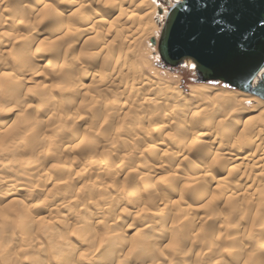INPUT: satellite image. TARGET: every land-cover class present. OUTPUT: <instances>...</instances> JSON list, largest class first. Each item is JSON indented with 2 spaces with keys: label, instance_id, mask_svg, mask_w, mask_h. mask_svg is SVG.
I'll use <instances>...</instances> for the list:
<instances>
[{
  "label": "rangeland",
  "instance_id": "obj_1",
  "mask_svg": "<svg viewBox=\"0 0 264 264\" xmlns=\"http://www.w3.org/2000/svg\"><path fill=\"white\" fill-rule=\"evenodd\" d=\"M70 1H63L66 6L63 3L58 2L59 5L57 4L58 6L56 5V8L53 7L52 13H54V16H52L53 14L47 15L48 10L44 11L39 0H0V26L3 25L0 27V113L3 116L0 117V264H68L69 262V264H87L86 259H81L80 253H82L85 249V252H89V255L91 256L94 252L92 247H95V244H99L104 240L102 237H104L106 232H108L110 226L115 228L117 225L126 230V233L128 232L127 235L124 233V239L122 238L123 243L125 242V248L123 250H115L116 252L114 251L111 255H108L112 262L109 258H107V262L109 263H107V259H105L104 263L102 261L100 264H119L120 261L124 263V259V264H127V262L129 264H264V260H261L258 255H251L252 252H250L253 249L252 247L264 248V239H260V234L258 233L260 232V229L263 227V225H261V223L255 218L256 211L254 208L251 212H247V216L244 211V207L246 206L245 204H248L251 201H254L255 204L259 198L250 197L251 195L246 193V195H240L241 197L243 196V198L240 196L235 198H225V195L228 194L230 189H234L233 187H236L237 190H246L248 185H250V181L241 178L238 174L235 175L236 177H234V174H231L228 176L227 180H225L216 190H213L207 185V181L193 179L195 173L199 171L201 172L202 169L204 170L206 165L205 171H215L214 174H216L219 169L221 170L223 168L224 165H222V168H220L221 165H218L219 163L215 162L216 164H214V162H209L207 159L208 151L216 150L218 141H224L226 138H221L219 135L214 136L218 129L215 131L213 139L209 140V138L206 139L204 136L200 135L201 132L204 131L206 124L210 123L208 119L211 118V116H206V114H204L205 112L203 111L205 110H203V108L205 105H207L208 107L205 108L207 111V109L209 110L213 106L211 104H207V102H205V104V100L201 101L204 103V106H202L203 103L199 101V97L197 98L198 100L196 98L189 99L190 97L188 92H190V87L194 84H204L212 86V89L215 90V92L219 91L218 93H221V90L227 91L235 89L226 87L221 83L195 82L194 75L192 74L189 66H180L173 70L162 66L159 60L157 46H153L149 40L151 37H155L156 39L158 38L160 31L159 22L163 21L164 19L163 14H158V7L160 6L161 9L165 10V12L167 10V5L161 3L160 0H147L142 4H138L135 6V8L127 7L129 11H132L131 14L135 13L134 15L137 16L145 14L144 12H149L150 14L147 13L148 15L142 18L145 20L137 19L138 22L135 20V22L132 23V20L124 21V19L121 17L120 19L122 20L118 19V29L116 28L113 32L106 34V27H102L97 30L96 35L95 32L87 35L81 32L78 33V31L75 32L73 27L67 29L65 27L58 28L57 23L59 18L65 14H69L68 16L70 17L78 14L76 15L77 17H71V20L75 18L72 22H75L74 24L77 26L80 24L79 19L81 21L84 19V17L86 18L87 16L91 18L93 15L92 18L97 20V18L100 19L103 17V15L106 17L105 13L107 14L108 12L109 13L107 16H109L107 18L111 20V18L117 15V9L111 5H109L110 7H107L106 5L108 4H104L105 0H101L103 2H101L100 5L97 4V7L95 6L93 9H87L85 7V9L80 10V12L83 14L80 12L75 13L77 11L74 10V6L71 7L72 2L70 3ZM172 1L173 0H169L168 4H170ZM3 4L5 7L7 6L6 8H8V10ZM20 6H22V8H20ZM64 6L65 8L68 6V8H66L67 10L64 8ZM98 6L100 8H98ZM19 11H23V14H21ZM56 13L58 14L56 15ZM78 17L79 19H77ZM46 18L48 19L46 20ZM147 18L149 20H146ZM145 21H147L149 24H146ZM140 22H144L141 23V27L138 24ZM123 24L125 26H123ZM147 25L148 27H146ZM119 26L121 29H119ZM137 27L139 28L137 29ZM142 27H146V29ZM121 30L123 31V34H120V32L122 33ZM139 30V33H135ZM129 31L135 32L131 33ZM74 32L77 34L75 35ZM16 34H23L24 36L23 38H16ZM57 35L60 37L59 41L57 39L59 38ZM60 35H62V37ZM102 35H104V37ZM44 37L51 39H45ZM53 37L56 38L54 39ZM15 38L16 40H19L16 41ZM96 39L98 40L96 41ZM123 39L126 43H122L123 45H120V40ZM83 40H86V46H80V43ZM106 42L108 45H105ZM110 42L111 44L113 43V46L110 45ZM109 46L111 47L109 48ZM84 47H87L85 48L87 50H85ZM95 50H98L96 51V55H94ZM12 52H14V54ZM91 52L93 56H91ZM9 53L10 56H8ZM11 53L13 55H11ZM104 54H107V56H104ZM117 56L124 57L123 61L121 60L122 62H120V64L124 62L123 64L120 65L117 62ZM26 57L27 61L24 63L22 58ZM20 59L22 64L19 62ZM32 61L35 62V64ZM115 62L118 64L116 65ZM36 63L39 65H36ZM118 65L120 66L118 67ZM129 65L130 67H128ZM134 66H136V68H134ZM121 68L123 70H121ZM133 71L136 73V75L135 73H132ZM120 72L123 73L121 74ZM17 73H20L19 78L21 77V80L15 79L18 78V75H16ZM97 73L98 75L96 76ZM112 73L118 77L113 76ZM126 73L129 75L127 74L126 76ZM98 77H100V79ZM134 77L136 78L134 79ZM145 77L146 79H144ZM131 78H133L134 81L138 83V86L140 84V87L136 85L140 91L138 89L136 90H138L140 94L142 92L143 96L137 92V94H139L138 96L140 97L138 98L133 94L135 99L133 98L132 92H130L129 89L131 90L135 82ZM120 80L122 82L118 85V81ZM140 81L145 82L140 83ZM110 82L112 83L110 84ZM11 83L12 85L16 83L21 84L18 85L19 87L14 85V87H16L14 89V87L10 85ZM98 84H100V86ZM125 85H127V87ZM98 86L99 91H97L98 89H94L95 87L98 88ZM105 88H108L106 89L108 92L105 90ZM145 96H148L152 99L147 101L144 99ZM201 97L203 98V96H200V100H202ZM238 98L240 99L243 97L238 96ZM141 99H143L145 103ZM133 100L135 101L133 102ZM139 101L141 105L136 104L139 103ZM198 101L201 104V107H199L200 104H198ZM163 102H165L164 105L166 107H164ZM17 103H19L20 106H18L19 104ZM252 103V101H244L243 105L249 109V107L252 106ZM14 105H16L17 108H15ZM251 108L249 109L251 110V113H246L243 118L258 112V110L253 112ZM193 110H195L194 112L196 113H194ZM198 110L203 111L198 114ZM227 111L228 109L224 111L226 114L225 118L230 120L232 118L237 119V112H231V109L228 112ZM227 115L230 116V118H228ZM194 116L196 117L193 119ZM218 116V113H216L212 120L215 121ZM44 118L46 121H43ZM157 124H162L165 127L162 125L158 126ZM180 124H184V129L187 128L185 129L186 131L182 127V130L179 128L181 126ZM185 124L187 126H185ZM158 128L160 131L157 130ZM198 132L199 134H197ZM183 135L185 137L187 135L189 136L185 138ZM167 136L169 137V140L167 139ZM170 138L171 140L174 138L173 141H171ZM194 139L195 141L197 140L196 142L198 143L197 145H199L200 149L204 148V150L198 149L199 147L195 145L196 142L193 141ZM179 140H181V142H179ZM203 140L204 142H202ZM191 141H193L194 144ZM157 142L165 143L166 146H168L165 148L166 151L160 148ZM5 144L8 146V148ZM97 144H99V146ZM74 145H76V147ZM178 145L179 147H177ZM182 145H186V147H183ZM188 145H191V147ZM155 146L156 150L153 148ZM234 147L242 148L240 149L241 151H238V149H233L235 154L248 150L240 143L235 144ZM170 149L173 151L175 150V154L173 151H170ZM5 150L7 152L9 151V155L7 152H5ZM1 151H4L3 153L7 155L4 156ZM94 151L95 153H98L95 154V156ZM185 151L188 152V155H186L187 152L185 153ZM36 155L41 156V160L40 157ZM200 155L204 156L202 159L205 158V160H200ZM197 158H199L198 160L200 161H197ZM140 159L142 160L140 161ZM202 161L205 162L203 163ZM206 161H208V164ZM118 162L120 164H118ZM195 162L198 165H196ZM157 164L161 166L163 165V168L161 167V169L155 170L153 165ZM202 164H205V166ZM196 166L200 167L198 168ZM186 168L188 169V172L186 171L185 174L183 171L187 170ZM147 173L152 175V179L151 177L149 180L147 179ZM173 173L175 175H180L181 180L169 179ZM256 173L257 172H255V174ZM187 174H189L191 177ZM218 174L221 175L220 172L216 175ZM263 178H260V189L263 191L264 197ZM201 181L203 182L201 183ZM246 184L247 186H243ZM162 186H168L172 189L170 194L164 196L162 195L164 198H161V194L159 193V190ZM180 188H182L181 191ZM147 189H149V191ZM130 193L131 196L134 197L133 200L131 199L133 201L132 204L130 200V198H132ZM205 193H207V195ZM153 194L155 195L153 196ZM202 194H204L203 198L198 200ZM4 195L5 199L3 197ZM6 195L8 199L6 198ZM145 195L148 197L146 201L149 207L148 205H145ZM155 196H158L159 199ZM87 199H91L90 201L93 202L92 207H96L93 208L94 210L90 211L89 209V211L84 212V201H88ZM138 199L141 200L139 201ZM168 200L170 205L167 202ZM222 200L225 202V205H230L229 209L227 206H224V202ZM247 200H249L248 203ZM152 201H155V203ZM163 201L165 203H163ZM228 201H232L234 204ZM136 202L137 205H135ZM154 204H157L155 210L159 209L161 212H158L157 210L155 211L154 208L151 209ZM167 204L170 206V208ZM175 204L177 206H174ZM188 204L193 205L194 207L192 206V209H187L186 207ZM242 204L245 206L243 207ZM165 207L167 209H164ZM168 209H170V211ZM238 209H241V211L239 210V212ZM99 210L103 212L107 211L110 213V215L108 214V217L112 218L108 219V217H106L107 219H105L101 216V220L100 217L98 218L100 214H96L97 211L99 212ZM147 210L149 213L150 210H153V212L149 214ZM164 210H168V212H166L167 214L165 212V214L162 213ZM227 210L229 211V214ZM120 212L125 215H121ZM157 213L160 219L155 217L157 216ZM86 214H89V217L86 216ZM151 214H154V217L151 216ZM117 215H120V217ZM160 215H163V220L161 219ZM77 216L78 218L81 216V219H78ZM85 216L88 217L87 221L84 220ZM204 216L206 218H204ZM121 217H124V219H121ZM126 217L128 219H125ZM153 218L156 222L153 221ZM97 220L100 222L102 221V223H99ZM124 220L126 221L123 222ZM251 221H254L253 224ZM80 222H85L87 228L84 223L81 224ZM113 222L115 225H117L115 226ZM173 222H176L178 226L176 227ZM87 223L90 225L88 226ZM147 224L152 225L150 230L144 227ZM97 225H101L100 227L102 228ZM170 225H172V227H170ZM83 227L88 230H85ZM240 227H243L245 230L250 229L254 234L247 236L245 232H242ZM254 227L257 228L255 231ZM103 229H106L107 231L104 232ZM256 230L258 232H256ZM138 231L140 232L141 236L138 234ZM58 233L60 235H58ZM73 233L79 234L80 237L77 236L76 238V235L74 236ZM86 233H88L89 236H87L88 234ZM131 233L133 234L131 235ZM82 234H86L87 239L89 237L88 242L92 244L85 242L87 239L83 241L84 236ZM244 234L246 235L244 236ZM234 235H237L236 240L232 242L231 240L235 239ZM238 235L242 239H239ZM73 236L75 237V240L72 239L74 238ZM142 236L144 237V240H142V238L139 239ZM232 237L234 239H232ZM65 239L66 241H64ZM69 239L70 241H68ZM152 239L154 242H152ZM73 240L75 243H73ZM95 240L98 242L95 243ZM139 240H142L143 242ZM167 241H169L168 245ZM145 242L148 246L147 248H145ZM238 243L240 246H238ZM67 244L71 250V253H68L67 256H65V252L63 254V250L68 248L66 246ZM51 245H56V248L52 247ZM89 246L93 250L89 248ZM249 246L251 247L248 248ZM61 247L63 248L61 249ZM52 248L56 250H52ZM233 248L235 249L234 252L231 251ZM27 249L28 251H26ZM90 249L92 252L88 251ZM59 250L62 251V255ZM129 250L134 252L132 253V251ZM127 253L128 256L126 255ZM55 256L57 257V260L54 258ZM121 256H124V258L122 259ZM65 257H70L71 260L70 258H67V260ZM136 257L138 260H135L137 259ZM1 258L3 261H1ZM75 260H77V263Z\"/></svg>",
  "mask_w": 264,
  "mask_h": 264
},
{
  "label": "bare ground",
  "instance_id": "obj_2",
  "mask_svg": "<svg viewBox=\"0 0 264 264\" xmlns=\"http://www.w3.org/2000/svg\"><path fill=\"white\" fill-rule=\"evenodd\" d=\"M13 1V0H12ZM40 1V5L42 4V7H43V9H44V11H47L48 10V12H47V15H51V14H53L52 16H54V13H52V10H53V7H55L57 4H58V2H61V3H63V1L64 0H39ZM70 1V0H69ZM145 1H147V0H105L104 2V4H108V5H106L107 7H110L109 5H111L112 7H114V8H116L117 9V15L115 16V17H113V18H111V20H109V18H107L108 16H107V14L109 13H105V15H106V17H104V15H103V17H101L100 19H98L97 18V20L96 19H94V18H92V16H91V18L90 17H87L86 16V18L84 17V16H82V17H84V19H82L81 21H80V19H79V17L81 16H79L77 19H79V22H80V24H78V26L77 25H75L74 23L75 22H72L73 20H71L72 18L71 17H75L76 15H78V14H76V15H74V16H68V15H62V17L61 18H59V21H58V19H57V21H58V23H57V26H58V28H63V27H65L66 29L67 28H70V27H73V29L75 30V32L76 31H78V33H84V34H91V33H94L95 32V35L97 34L96 32H97V30L99 29V28H102V27H106V34H108V33H110V32H113L114 31V29H116L117 28V26L119 25L118 24V19L119 20H122V19H124V21H128V20H132V23L133 22H135V20H136V22H138L137 21V19L138 20H141L143 17H146L148 14L147 13H149V12H144L145 14H142V15H134V14H131L132 13V11H129L128 10V8L127 7H133V8H135V6H137L138 4H142L143 2H145ZM169 1V0H168ZM3 2V1H2ZM72 2V5H71V7L72 6H74V10L75 11H77V12H75V13H79L80 12V10H82V9H85V7L87 8V9H93L97 4L98 5H100V3L101 2H103V1H101V0H71L70 1V3ZM173 2V1H172ZM172 2L170 3V4H168V5H172ZM6 3V2H5ZM11 3H13V2H11ZM65 3H66V1H65ZM65 3H63L64 5H65ZM68 3V2H67ZM146 3H148V2H146ZM8 4V3H7ZM18 4V3H17ZM63 4H60V5H63ZM116 4V5H115ZM4 5V4H3ZM2 5V6H3ZM59 5V4H58ZM57 5V6H58ZM15 6V5H14ZM31 6V5H30ZM66 6V5H65ZM65 6H64V8H65ZM116 6H118V7H116ZM4 7H5V5H4ZM7 7V6H6ZM5 7V8H6ZM10 7V6H9ZM12 7V6H11ZM97 7V6H96ZM103 7V6H102ZM142 7H143V5H142ZM4 8V9H5ZM13 8H15V7H13ZM20 8H22V6H20ZM56 8V7H55ZM58 8V7H57ZM66 8H68V6L66 7ZM65 8V9H66ZM98 8H100L99 6H98ZM127 8V9H126ZM163 8V7H162ZM7 10H8V8H6ZM10 9V8H9ZM23 9H24V7H23ZM40 9V8H39ZM43 9H41V10H43ZM71 9V8H70ZM72 9V10H73ZM143 9V8H142ZM167 9V8H166ZM55 10H57V9H55ZM67 10V9H66ZM102 10V9H101ZM163 10V9H162ZM10 11H12V10H10ZM65 11V10H64ZM69 11V10H68ZM93 11V10H92ZM104 11V10H103ZM116 11V10H115ZM149 11V10H148ZM3 12V11H2ZM19 12H21V14H23L22 12L23 11H19ZM43 12V11H42ZM61 12V11H60ZM74 12V11H73ZM83 12H85V11H83ZM99 12H100V10H99ZM102 12V11H101ZM107 12V11H106ZM114 12V11H113ZM45 13V12H44ZM62 13V12H61ZM67 13V12H66ZM80 13H82V12H80ZM93 13V12H92ZM91 13V14H92ZM104 13V12H103ZM58 13H56V15H57ZM83 14V13H82ZM90 14V13H89ZM95 14V13H94ZM140 14V13H139ZM150 14V13H149ZM161 14H165V10H163L162 11V13ZM41 15V14H40ZM45 15V14H44ZM87 15V14H86ZM89 16V15H88ZM1 17V16H0ZM46 17V16H45ZM47 17H49V16H47ZM77 17V16H76ZM122 17V19H120ZM3 18V17H2ZM50 18V17H49ZM149 18V17H148ZM146 19V20H149V19ZM1 19V18H0ZM48 18H46V20H47ZM26 20V19H25ZM142 20H145V19H142ZM78 21V20H77ZM7 22V21H6ZM40 22V21H39ZM52 22V21H51ZM50 22V23H51ZM79 22H77V23H79ZM121 22V21H120ZM146 22V24H149L147 21H145ZM53 23V22H52ZM141 23H144V22H140V23H138L139 24V26L141 27ZM162 23H163V21H161V22H159V26L161 27V25H162ZM55 24V23H54ZM125 24V23H124ZM123 24V26H125ZM137 24V23H136ZM137 24V25H138ZM53 25V24H52ZM3 26V25H2ZM2 26H0V27H2ZM76 26V27H75ZM120 26H122V25H120ZM119 26V27H120ZM146 27H148V25L146 26ZM146 27L144 28V27H142V28H144V29H146ZM124 28V27H123ZM126 28V27H125ZM139 27H137V29H138ZM142 28H140V29H142ZM55 29H57V28H55ZM118 29V28H117ZM119 29H121V27L119 28ZM132 29H133V27H132ZM136 29V30H137ZM60 30V29H59ZM58 30V31H59ZM61 30H63V29H61ZM102 30H104V29H102ZM124 30V29H123ZM127 30V29H126ZM67 31V30H66ZM100 31V30H99ZM117 31V30H116ZM120 31V30H119ZM122 31V30H121ZM144 31V30H143ZM52 32H53V30H52ZM68 32V31H67ZM70 32V31H69ZM74 32V33H75ZM129 32H131V31H129ZM128 32V33H129ZM135 31H132L131 33H134ZM140 32V30L139 31H137V32H135V33H139ZM20 33V32H19ZM60 33V32H59ZM58 33V34H59ZM64 33H66V32H64ZM71 33V32H70ZM6 34H8V33H6ZM54 34V33H53ZM63 34V33H62ZM67 34V33H66ZM77 33H75V35H76ZM83 34V35H84ZM105 34V35H106ZM120 34H123V31H122V33L120 32ZM127 34V33H126ZM3 35V34H2ZM17 35V36H16ZM15 35V37L16 38H23V34H16ZM69 35V34H68ZM74 35V36H75ZM50 36H52V35H50ZM61 37H62V35H60ZM63 36H65V35H63ZM67 36V35H66ZM85 36V35H84ZM90 36V35H89ZM98 36V35H97ZM103 37H104V35H102ZM121 36V35H120ZM130 36V35H129ZM136 36V35H135ZM57 37H59L58 35H57ZM78 37V36H77ZM91 37H93V36H91ZM107 37V36H106ZM122 37V36H121ZM120 37V38H121ZM125 37V36H124ZM16 38H15V40H16ZM45 38V37H44ZM48 37H46L45 39H47ZM54 38V37H53ZM56 38V37H55ZM54 38V39H55ZM82 38V37H81ZM88 38V37H87ZM155 38V37H154ZM45 39H43V40H45ZM49 39V38H48ZM51 39V38H50ZM49 39V40H50ZM58 39V41H59V39H60V37L59 38H57ZM56 39V40H57ZM75 39V38H74ZM80 39V38H79ZM78 39V40H79ZM156 39V38H155ZM14 40V41H15ZM17 40H19V39H17ZM16 40V41H17ZM78 40H77V42H78ZM93 40V39H92ZM98 39H96V41H97ZM104 40H105V38H104ZM114 40V39H113ZM126 40V39H125ZM150 40V39H149ZM42 41V40H41ZM53 41H55V40H53ZM85 41L86 40H83L81 43H80V46H84L85 45ZM107 41V40H106ZM122 41V42H121ZM156 41H157V39H156ZM61 42V41H60ZM74 42V41H73ZM93 42H94V40H93ZM92 42V43H93ZM131 42V41H130ZM91 43V42H90ZM104 43V42H103ZM122 43H126V42H124V39L123 40H120V45H123ZM62 44V43H61ZM68 44V43H67ZM113 44V43H112ZM111 44V42H110V45H112ZM73 45V44H72ZM92 45V44H91ZM95 45V44H94ZM103 45V44H102ZM105 45H108L107 44V42L105 43ZM156 45V44H155ZM155 45H153V46H155ZM78 46H79V44H78ZM79 46V47H80ZM86 46V45H85ZM93 46V45H92ZM91 46V47H92ZM113 46V45H112ZM90 47V48H91ZM101 47V46H100ZM111 46H109V48H110ZM85 48H87V47H84V49ZM88 48H89V44H88ZM94 48V47H93ZM95 48H98V47H95ZM13 50V49H12ZM85 50H87V49H85ZM100 50V49H99ZM108 50V49H107ZM81 51V50H80ZM91 51V50H90ZM96 51H98V50H95L94 52H95V54H94V52H93V54L94 55H96L97 53H96ZM15 52V51H14ZM14 52H12L13 54H14ZM78 52V51H77ZM82 52V51H81ZM101 52V51H100ZM100 52H99V54H100ZM11 53V55H13ZM85 53V52H84ZM7 55V54H6ZM15 55H17V54H15ZM23 55V54H22ZM27 55H28V53H27ZM78 55V54H77ZM8 56H10V53H9V55ZM18 56V55H17ZM85 56V55H84ZM91 56H93L92 55V52H91ZM104 56H107V54H104ZM23 57V56H22ZM77 57V56H76ZM88 57V56H87ZM118 57V56H117ZM123 56L122 57H118V59H117V62L120 64V62H122L123 61ZM23 59V62L24 63H26V61H27V57L26 58H22ZM30 59V58H29ZM81 59V58H80ZM34 60V59H33ZM76 60V59H75ZM122 60V61H121ZM21 64H22V62H21V59H20V61H19ZM33 62V61H32ZM34 64H35V62H33ZM116 63V62H115ZM118 63H116V65L118 64ZM124 63V62H123ZM123 63H121V64H123ZM86 64V63H85ZM96 64V63H95ZM120 64V65H121ZM20 65V64H19ZM33 65V64H32ZM36 65H39V64H37L36 63ZM36 65H35V67H36ZM88 65V64H87ZM102 65V64H101ZM115 65V64H114ZM120 65H118V67L120 66ZM125 65V64H124ZM132 65V64H131ZM17 66V65H16ZM22 66V65H21ZM84 66V65H83ZM123 66V65H122ZM126 66V65H125ZM18 67V66H17ZM20 67V66H19ZM128 67H130V65L128 66ZM132 67V66H131ZM38 68V67H37ZM79 68V67H78ZM134 68H136V66H134ZM134 68H132V69H134ZM81 69V68H80ZM80 69H79V71H80ZM125 69V68H124ZM113 70V69H112ZM115 70V69H114ZM118 70H119V68H118ZM121 70H123L122 68H121ZM78 71V72H79ZM98 71V70H97ZM129 71V70H128ZM135 71V70H134ZM132 72V73H135V72ZM17 72V71H16ZM77 72V71H76ZM116 72V71H115ZM117 72H119V71H117ZM34 73V72H33ZM121 73V72H120ZM123 73V72H122ZM121 73V74H122ZM125 73V72H124ZM20 74V73H19ZM19 74L17 73L16 75H18L17 77L18 78H15V79H17V80H19L20 78H19ZM103 74V73H102ZM113 74V76H117V75H114V73H112ZM127 74L128 73H126V76H127ZM129 74H130V72H129ZM128 74V75H129ZM22 75V74H21ZM33 75V74H32ZM36 75V74H35ZM84 75V74H83ZM92 75V74H91ZM98 75V73L96 74V76ZM124 75V74H123ZM135 75H136V73H135ZM138 75V74H137ZM25 76V75H24ZM101 76V75H100ZM125 76V75H124ZM124 76H122V77H124ZM125 76V77H126ZM132 76V75H131ZM134 76V75H133ZM23 77V76H22ZM81 77V76H80ZM93 77H94V75H93ZM112 77V76H111ZM118 77V76H117ZM27 78V77H26ZM99 79H100V77H98ZM113 78V77H112ZM116 78V77H115ZM136 77H134V79H135ZM119 79V78H118ZM124 79V78H123ZM123 79H122V81H123ZM127 79V78H126ZM131 79H133V78H131ZM134 79H133V81H134ZM144 79H146V77L144 78ZM21 80V79H20ZM79 80V79H78ZM108 80V79H107ZM117 80V79H116ZM130 80V79H129ZM121 80L120 81H118V85L119 84H121V82H122ZM132 81V80H131ZM137 81V80H136ZM147 81V80H146ZM135 82V81H134ZM139 82V81H138ZM143 83V82H145V81H140V83ZM26 83V82H25ZM30 83V82H29ZM79 83H80V81H79ZM112 82H110V84H111ZM114 83H116V82H114ZM113 83V84H114ZM128 83H129V81H128ZM203 83H205V82H203ZM2 84V83H1ZM7 84H8V82H7ZM21 83H16V84H14L15 86H18V85H20ZM74 84V83H73ZM77 84V83H76ZM126 84V83H125ZM138 83H136L135 82V84H134V86H133V83H132V86L134 87H132L131 88V90L129 89V91L130 92H132V96H133V98L135 99V97H134V95L136 96V97H140V96H138L139 94H140V90H139V88L138 87H140V84H139V86L137 85ZM149 84H150V82H149ZM153 84V83H152ZM6 85V84H5ZM10 85H12V83L10 84ZM14 85H12L13 87H14ZM72 85V84H71ZM78 85V84H77ZM80 85V84H79ZM99 86H100V84H98ZM123 85V84H122ZM128 85V84H127ZM127 85H125L126 87H127ZM138 87H137V86ZM167 85V84H166ZM11 86V87H12ZM74 86V85H73ZM99 86H98V88L97 87H95L94 89H98L97 91H99ZM108 86V85H107ZM135 86H136V88H135ZM19 87V86H18ZM78 87V86H77ZM88 87V86H87ZM130 87V86H129ZM16 87H14V89H15ZM92 88V87H91ZM214 88V87H213ZM19 89V88H18ZM64 89V88H63ZM84 89H85V87H84ZM106 89H108V88H105V90ZM125 89V88H124ZM136 89H138V90H136ZM168 89V88H167ZM212 89V86H208V85H204V84H194V85H191V87H190V92H188V95H189V99H192V98H198L199 99V101L201 102V101H204V103L205 102H207V104H211L213 107H211L209 110L207 109V111H206V107H208L207 105H205L204 106V103L203 102H201V103H203L202 104V106H204V108H203V110H205V111H203V110H201V111H203V112H205L204 114H206V116L207 115H209V116H211V118L210 119H208V121H210V123L208 124L207 122V124H206V126L204 127L205 129H204V131L203 132H201V136H204L206 139L207 138H209V140L210 139H213V135H214V133H215V131L218 129V131H217V133H215V135L214 136H220L221 138L223 137H225L224 139V141L222 140V141H218V143H217V145H216V150H213V151H208V161L210 162H214V164H216L215 162H217V163H219L218 165H221L220 166V168H222V165H224L223 166V168L220 170L219 169V171H217L216 172V174L217 173H221V175H216V174H214V172H207V171H205V168H206V166H205V164H202L203 166H205V168H204V170L202 169L201 170V172L199 173V172H196V169H195V175L193 176V179L194 180H205V181H207L206 183H207V185L209 186V187H211L213 190H216L225 180H227V178H228V176H230L231 174L233 175L234 174V177H236L235 175H239L241 178H244V179H247V181L249 180L250 181V185H248V188L245 190H237V188L236 187H233L234 189L233 190H231L230 189V191H229V189H228V194H226L225 195V198L227 197V198H235V197H237V196H240V195H246V194H248V195H251L250 197H253V198H255V197H258L259 198V200H257V202H255V204H254V201H251V202H249L248 203V201L249 200H247V203L248 204H245V205H243V207L245 208V214H246V216H247V212H251L252 211V209L254 208L255 209V218L257 219V221H259L260 223H261V225H263V227L260 229V232H258L257 230H256V232H258L260 235H259V238L260 239H264V197H263V191L260 189L261 188V186H260V178H263V175H264V100H261V98L259 99L257 96H255V95H251V94H248V93H245V92H240L239 90H221V93H218L219 91H217V92H215V90H211ZM219 89V88H218ZM81 90V89H80ZM89 90V89H88ZM101 90H102V88H101ZM143 90V89H142ZM17 91V90H16ZM107 92H108V90H106ZM166 91V90H165ZM168 91V90H167ZM137 92L139 93V94H137ZM129 93V92H128ZM134 94V95H133ZM143 93L141 92V94L140 95H142ZM99 95H100V93H99ZM102 95V94H101ZM104 95H105V93H104ZM126 95H127V93H126ZM125 95V96H126ZM144 95H145V93H144ZM179 95V94H178ZM203 96V98H202V100H200V96ZM103 96V95H102ZM130 96V95H129ZM128 96V97H129ZM143 96V95H142ZM238 96H242L243 98H238ZM4 97V96H3ZM123 97V96H122ZM132 98V97H131ZM124 99H125V97H124ZM129 99V98H128ZM127 99V100H128ZM137 99V98H136ZM144 99H146L147 101H149V100H151L152 98H150V97H146L145 96V98ZM197 99V100H198ZM50 100V99H49ZM122 100V99H121ZM143 102H144V100L143 99H141ZM185 100V99H184ZM194 100V99H193ZM196 100V101H197ZM135 100H133V102H134ZM156 101V100H155ZM195 101V102H196ZM199 101H198V104H200L199 103ZM244 101H252L253 103L251 104L252 106V108L251 107H249V109L251 108L252 110H253V112L254 111H257L258 110V112L257 113H255V114H252V115H249V116H247V117H245V118H243L244 117V115L246 114V113H251V110H249L248 108H246L244 105H243V102ZM123 102V101H122ZM121 102V103H122ZM125 102V101H124ZM128 102V101H127ZM130 102H131V99H130ZM143 102H141V103H143ZM129 103V102H128ZM145 103V102H144ZM186 103V102H185ZM17 104H19V103H17ZM16 104V105H17ZM125 104V103H124ZM133 104V103H132ZM136 104H140V101H139V103H136ZM136 104H134V105H136ZM165 104V102H163V105ZM179 104H181V103H179ZM192 104V103H191ZM206 104V103H205ZM16 105H14L15 106V108H17V106ZM133 105V106H134ZM141 105V104H140ZM143 105V104H142ZM197 105V104H196ZM18 106H20V104L18 105ZM199 106V105H198ZM126 107V106H125ZM142 107V106H141ZM164 107H166L165 105H164ZM199 107H201V104H200V106ZM209 107H210V105H209ZM12 108V107H11ZM132 108V107H131ZM137 108H138V105H137ZM140 108V107H139ZM146 108V107H145ZM144 108V109H145ZM19 109V108H18ZM105 109V108H104ZM216 109V110H215ZM220 109V110H219ZM228 109V111L231 109V112H237L238 113V117H237V119H235V118H232L231 120L230 119H227V118H225L226 117V114H225V112L224 111H226ZM5 110V109H4ZM77 110V109H76ZM83 110V109H82ZM101 110V109H100ZM121 110V109H120ZM128 110H129V107H128ZM127 110V111H128ZM144 111V110H143ZM175 111V110H174ZM195 110H193V112H194ZM201 111H199L198 110V114L201 112ZM227 111V112H228ZM121 112V111H120ZM129 112V111H128ZM203 112H202V115H203ZM18 113V112H17ZM22 113V112H21ZM36 113H38V112H36ZM48 113V112H47ZM108 113V112H107ZM191 113V112H190ZM194 113H196V112H194ZM193 113V114H194ZM216 113H218V118H216L215 119V121H213L212 119H213V117L215 116V114ZM51 114V113H50ZM103 114V113H102ZM197 114V115H198ZM234 114V113H233ZM17 115V114H16ZM19 115V114H18ZM22 115V114H21ZM38 115V114H37ZM99 115H100V112H99ZM105 115V114H104ZM228 115H230V114H228ZM227 115V116H228ZM2 116V114L0 113V117ZM23 116V115H22ZM48 116V115H47ZM56 116V115H55ZM190 116L192 117V115L190 114ZM205 116V117H206ZM3 117V116H2ZM19 117V116H18ZM51 117V116H50ZM61 117V116H60ZM106 117V116H105ZM136 117V116H135ZM196 116H194L193 117V119L195 118ZM35 118V117H34ZM172 118V117H171ZM228 118H230V116H228ZM48 119V118H47ZM168 119V118H167ZM186 119V118H185ZM199 119V118H198ZM201 119V118H200ZM233 119H235V120H233ZM49 120V119H48ZM63 120V119H62ZM43 121H46L45 120V118H44V120ZM164 121V120H163ZM162 121V122H163ZM193 121V120H192ZM191 121V122H192ZM213 121V122H212ZM48 122H50V121H48ZM161 122V123H162ZM191 122H190V124H191ZM196 122H197V120H196ZM32 123V122H31ZM35 123V122H34ZM188 123V122H187ZM186 123V124H187ZM195 123V122H194ZM198 123H199V120H198ZM204 123H205V121H204ZM29 124H30V122H29ZM41 124V123H40ZM164 124V123H163ZM185 124V126H187ZM156 125V124H155ZM158 125V124H157ZM160 125H162V124H159L158 126H160ZM179 125V124H178ZM181 125V124H180ZM184 124H182L179 128H183L184 129V126H183ZM200 125V124H199ZM33 126V125H32ZM44 126V125H43ZM163 127H165L164 125H162ZM194 127V126H193ZM201 127V126H200ZM154 128H155V126H154ZM157 128V127H156ZM160 128V127H159ZM159 128L157 129V130H159ZM182 128H181V130H182ZM142 129V128H141ZM150 129V128H149ZM164 129V128H163ZM185 129H187V128H185ZM184 129V130H185ZM156 130V129H155ZM38 131V130H37ZM160 131V130H159ZM163 131V130H162ZM186 131V130H185ZM185 131H184V133H185ZM189 131V130H188ZM177 132V131H176ZM181 132H183V131H181ZM151 133V132H150ZM190 133V132H189ZM181 134V133H180ZM197 134H199V132L197 133ZM196 134V135H197ZM186 135V134H185ZM195 135V136H196ZM200 135H198V136H200ZM83 136V135H82ZM181 136H182V134H181ZM184 136V135H183ZM187 136H189V135H187ZM186 136V137H187ZM191 136V135H190ZM194 136V137H195ZM200 136V137H201ZM168 137V136H167ZM166 137V138H167ZM185 137V136H184ZM184 137H183V139H184ZM185 137V138H186ZM190 138V137H189ZM155 139V138H154ZM168 140H169V137L167 138ZM174 139V138H173ZM173 139L171 140V138H170V140L171 141H173ZM196 139V138H195ZM195 139L193 140L194 142H196L195 141ZM41 140V139H40ZM39 140V141H40ZM192 140V139H191ZM202 140V139H201ZM78 141V140H77ZM183 141V140H182ZM193 141H191L192 143H193ZM43 142V141H42ZM137 142V141H136ZM164 142V141H163ZM163 142H160V143H158L157 142V144L159 145V147L160 148H162V149H164V151H166V147H168V146H166V144L165 143H163ZM179 142H181V140H179ZM190 142V141H189ZM202 142H204V140L202 141ZM212 142V141H211ZM153 143V142H152ZM151 143V144H152ZM156 143V142H155ZM185 143H186V141H185ZM188 143V142H187ZM237 143H240L241 145H243L244 146V148H246V149H248L247 151H244V150H242V151H244V152H240V153H237V154H235V152L233 151V149H238V151H241L240 149H242V148H236V147H234V145L235 144H237ZM85 144V143H84ZM100 144H102V143H100ZM154 144V143H153ZM179 144V143H178ZM183 144V143H182ZM194 144V143H193ZM193 144H191V145H193ZM198 143L196 142V144L195 145H197ZM202 144V143H201ZM204 144V143H203ZM6 145V144H5ZM98 146H99V144H97ZM156 145V144H155ZM191 145H188V146H190L191 147ZM207 145V144H206ZM7 146V145H6ZM5 146V147H6ZM75 147H76V145H74ZM82 146V145H81ZM129 146V145H128ZM183 146V145H182ZM187 146V147H188ZM198 147H199V145H197ZM84 147V146H83ZM177 147H179V145L177 146ZM183 147H186V145H184ZM7 148H8V146H7ZM6 148V149H7ZM153 148H155V150H156V146L155 147H153ZM189 148V147H188ZM188 148H187V150H188ZM197 148V147H196ZM207 148V147H206ZM205 148V149H206ZM211 148V147H210ZM5 149V148H4ZM149 149V148H148ZM169 149V148H168ZM191 149V148H190ZM199 150H204V148H201L200 149V147L198 148ZM0 150H1V148H0ZM158 150V149H157ZM179 150V149H178ZM197 150V149H196ZM195 150V151H196ZM198 150V151H199ZM207 150H208V148H207ZM158 151H160V150H158ZM170 151H173V150H171L170 149ZM175 151V150H174ZM173 151V153L175 154V152ZM4 151H1V153H3ZM5 152H7L6 150H5ZM32 152H34V151H32ZM163 152V151H162ZM177 152V151H176ZM187 151H185V153H186ZM202 152V151H201ZM204 153H206V152H204ZM4 154V153H3ZM7 154L9 155V151L7 152ZM6 154V155H7ZM95 154H98V153H95V151H94V156H95ZM120 154V153H119ZM167 154V153H166ZM184 154V153H183ZM196 154H198V153H196ZM5 154H4V156H6ZM32 155H33V153H32ZM31 155V156H32ZM41 155H43V154H41ZM91 155V154H90ZM101 155V154H100ZM182 155V154H181ZM186 155H188V152H187V154ZM36 156H38V157H40V160H41V156H39V155H36ZM170 156H171V154H170ZM201 156V155H200ZM3 157V156H2ZM34 157H35V155H34ZM89 157V156H88ZM124 157V156H123ZM127 157V156H126ZM176 157V156H175ZM174 157V158H175ZM185 157V156H184ZM183 157V158H184ZM202 157H204V156H201V159L200 160H205V158H203L202 159ZM207 157V156H206ZM45 158V157H44ZM210 158V159H209ZM83 159V158H82ZM94 159V158H93ZM97 159V158H96ZM144 159V158H143ZM173 159V158H172ZM199 158H197L196 160L197 161H200V160H198ZM31 160V159H30ZM39 160V159H38ZM37 160V161H38ZM98 160V159H97ZM128 160V159H127ZM131 160H133V159H131ZM142 159H140V161H141ZM43 161H45V160H43ZM47 161V160H46ZM92 161V160H91ZM123 161V160H122ZM208 161H206L207 162V164H208ZM36 162V161H35ZM120 162V161H119ZM118 162V164H120ZM138 162V161H137ZM203 163L205 162V161H202ZM198 163H201V162H198ZM34 164V163H33ZM36 164V163H35ZM51 164H53V163H51ZM50 164V165H51ZM143 164V163H142ZM145 164V163H144ZM195 164L196 165H198L196 162H195ZM39 165V164H38ZM102 165V164H101ZM115 165V164H114ZM122 165V164H121ZM136 165V164H135ZM190 165V164H189ZM188 165V166H189ZM138 166H139V164H138ZM144 166V165H143ZM202 166V167H203ZM41 167V166H40ZM100 167V166H99ZM103 167V166H102ZM137 167V166H136ZM161 167L163 168V165L161 166V165H159V164H157V165H153V168L155 169V170H157V169H161ZM194 167V166H193ZM196 167H200V166H196ZM1 168V167H0ZM88 168V167H87ZM98 168V167H97ZM122 168H123V166H122ZM143 168V167H142ZM189 168H190V166H189ZM33 169V168H32ZM79 169V168H78ZM94 169V168H93ZM153 169V170H154ZM187 169V168H186ZM28 170V169H27ZM106 170V169H105ZM199 170V169H198ZM258 170V171H257ZM82 171H83V169H82ZM90 171V170H89ZM93 171V170H92ZM95 171V170H94ZM97 171H98V169H97ZM182 171V170H181ZM186 171L188 172V169L187 170H185V171H183L185 174H186ZM212 171V170H211ZM80 172V171H79ZM87 172V171H86ZM149 172V171H148ZM152 172V171H151ZM156 172V171H155ZM255 172H257L256 174H255ZM171 173H172V171H171ZM194 173V172H193ZM68 174V173H67ZM190 174V173H189ZM189 174H187V175H189ZM165 175H167V174H165ZM171 175V174H170ZM187 175H185V176H187ZM79 176V175H78ZM152 175L150 174V173H147L146 174V177H147V179L149 180V178L151 177ZM190 176V175H189ZM52 177H54V176H52ZM81 177V176H80ZM79 177V178H80ZM90 177V176H89ZM168 177H169V175H168ZM182 177V176H181ZM188 177V176H187ZM191 177V176H190ZM99 178V177H98ZM231 178V177H230ZM89 179V178H88ZM151 179H152V177H151ZM169 179H172V180H177V179H179V180H181V178H180V175H175L174 173H173V175L171 176V178H169ZM190 179V178H189ZM192 179V180H193ZM240 179V178H239ZM244 179H242V180H244ZM264 179V178H263ZM79 180V179H78ZM157 181H159V180H157ZM264 181V180H263ZM67 182V181H66ZM96 182V181H95ZM170 182V181H169ZM175 182H177V181H175ZM196 182V181H195ZM198 182H200V181H198ZM203 181H201V183H202ZM227 182V181H226ZM244 182V181H243ZM3 183V182H2ZM157 183V182H156ZM165 183V182H164ZM200 183V184H201ZM18 184H19V182H18ZM90 184V183H89ZM166 184V183H165ZM184 184V183H183ZM196 184V183H195ZM203 184H205V183H203ZM22 185V184H21ZM62 185V184H61ZM181 185V184H180ZM197 185H199V184H197ZM16 186V185H15ZM160 186V185H159ZM185 186V185H184ZM193 186V185H192ZM208 186H207V188H208ZM237 186H239V185H237ZM243 186H247V184L246 185H243ZM60 187V186H59ZM95 187V186H94ZM158 187V186H157ZM182 187V186H181ZM22 188V187H21ZM36 188V187H35ZM38 188V187H37ZM146 188V187H145ZM206 188V187H205ZM236 188V189H235ZM242 188V187H241ZM245 188V187H244ZM263 188V187H262ZM55 189V188H54ZM97 189V188H96ZM211 189V190H212ZM220 189H221V187H220ZM99 190V189H98ZM148 191H149V189H147ZM182 190V188H180V191ZM207 190V189H206ZM61 191V190H60ZM67 191V190H66ZM131 191V190H130ZM146 191V190H145ZM208 191V190H207ZM91 192V191H90ZM128 192V191H127ZM172 192V189L170 188V187H168V186H162L161 188H160V190H159V193L161 194V198H164V197H162V195L164 196V195H168V194H170ZM227 192H225V193H227ZM36 193V192H35ZM59 193V192H58ZM133 193V192H132ZM137 193V192H136ZM145 193H147V192H145ZM153 193V192H152ZM246 193V194H245ZM34 194V193H33ZM99 194V193H98ZM126 194V193H125ZM129 194V193H128ZM134 194H135V192H134ZM133 194V195H134ZM206 195H207V193H205ZM8 195V194H7ZM7 195H6V198H7ZM68 195V194H67ZM73 195V194H72ZM127 195V194H126ZM148 195H149V193H148ZM150 195H151V193H150ZM155 194H153V196H154ZM203 195L204 194H202L200 197H199V199L198 200H200V199H202L203 198ZM221 195V194H220ZM223 195V194H222ZM70 196V195H69ZM94 196V195H93ZM130 196H131V193H130ZM159 196V195H158ZM158 196L156 197V198H158ZM4 197V199H5V195L3 196ZM132 197V196H131ZM206 197V196H205ZM216 197V196H215ZM220 197V196H219ZM224 197V196H223ZM241 197V196H240ZM249 197V198H250ZM89 198V197H88ZM128 198H130V197H128ZM133 198L134 197H132V198H130V200L132 199L133 200ZM148 197H146V195H145V202H146V204L145 205H148V203H147V201H146V199H147ZM166 198V197H165ZM168 198V197H167ZM170 198H171V196H170ZM173 198V197H172ZM180 198V197H179ZM198 198V197H197ZM226 198V199H227ZM241 198H243V196L241 197ZM8 199V198H7ZM6 199V200H7ZM52 199V198H51ZM77 199V198H76ZM159 199V198H158ZM157 199V200H158ZM169 199V198H168ZM219 199V198H218ZM217 199V200H218ZM225 199V200H226ZM247 199V198H246ZM3 200V199H2ZM61 200V199H60ZM84 200V199H83ZM86 200V199H85ZM88 200V199H87ZM91 200V199H90ZM90 200H88V201H84V206L83 207H85L84 209V212H86V211H89V209H90V211L91 210H94L93 208L94 207H96V206H94V207H92L93 206V202L92 201H90ZM95 200V199H94ZM93 200V201H94ZM107 200V199H106ZM131 200V204H132V201ZM139 201L141 200V199H138ZM165 200V199H164ZM170 200V199H169ZM169 200L167 201L168 202V204H169ZM172 200H174V199H172ZM216 200V199H215ZM232 200V199H231ZM235 200H237V199H235ZM235 200H233V201H235ZM252 200V199H251ZM4 201V200H3ZM143 201H144V199H143ZM160 201V200H159ZM223 201V200H222ZM74 202V201H73ZM76 202H77V200H76ZM153 203H155V201H152ZM161 202H162V200H161ZM224 202V201H223ZM226 202H227V200H226ZM228 202H230V203H233L232 201H228ZM243 202V201H242ZM142 203V202H141ZM141 203H140V205H141ZM160 203V202H159ZM163 203H165L164 201H163ZM213 203H214V201H213ZM244 203V202H243ZM246 203V202H245ZM82 204V203H81ZM112 204V203H111ZM111 204H110V206H111ZM129 204V203H128ZM130 204V205H131ZM135 204V203H134ZM139 204V203H138ZM167 204V205H168ZM171 204H172V202H171ZM190 204H192V203H190ZM190 204H188L187 205V209H192L194 206L193 205H190ZM209 204H210V202H209ZM234 204V203H233ZM232 204V205H233ZM239 204V203H238ZM237 204V205H238ZM77 205V204H76ZM107 205H109V204H107ZM113 205V204H112ZM115 205V204H114ZM135 205H137V202H136V204ZM157 205V204H156ZM155 204H154V206L153 207H151V209L152 208H154V210H155V207H157ZM160 205V204H159ZM170 205V204H169ZM168 205V206H169ZM186 205V204H185ZM190 205V206H189ZM215 205V204H214ZM241 205V206H242ZM36 206V205H35ZM68 206V205H67ZM78 206V205H77ZM167 206V207H168ZM174 206H177L176 204L174 205ZM193 206V207H192ZM216 206V205H215ZM224 206H227V204L225 205V202H224ZM230 205H228L227 207H228V209L230 208L229 207ZM234 206V205H233ZM239 206V205H238ZM237 206V207H238ZM240 206V207H241ZM21 207V206H20ZM64 207V206H63ZM132 207V206H131ZM133 207H135V206H133ZM148 207H149V205H148ZM159 207V206H158ZM164 207V206H163ZM162 207V208H163ZM179 207V206H178ZM92 208V209H91ZM147 208V207H146ZM162 208H160V209H162ZM169 208H170V206H169ZM196 208V207H195ZM242 208V207H241ZM17 209H18V207H17ZM81 209V208H80ZM83 209V208H82ZM100 209V208H99ZM149 209V208H148ZM164 209H167L166 207L164 208ZM227 209V208H226ZM158 212L160 211L161 212V210H159V209H156ZM155 210V211H156ZM169 211H170V209H168ZM168 210L167 211H163L162 213L163 214H165L166 212H168ZM175 210V209H174ZM241 211V209H238V211ZM124 211V210H123ZM148 211V210H147ZM146 211V212H147ZM228 211V210H227ZM239 211V212H240ZM115 212V211H114ZM143 212V211H142ZM145 212V211H144ZM153 212V210L151 211L150 210V213H152ZM165 212V213H164ZM195 212H197V211H195ZM28 213V212H27ZM30 213V212H29ZM118 213H119V211H118ZM118 213H116V214H118ZM121 213V212H120ZM124 213H126V212H124ZM148 213H149V211H148ZM149 213V214H150ZM2 214V213H1ZM25 214V213H24ZM96 214H100V216H98V218L100 217V219L102 220V218H105V219H107L106 217H108V214L110 215V213H108L107 211L106 212H103V211H100L99 210V212L97 211V213ZM123 213H121V215H122ZM129 214V213H128ZM146 214V213H145ZM148 214V215H149ZM160 214V213H159ZM167 214V213H166ZM189 214V213H188ZM222 214V213H221ZM228 214H229V211H228ZM236 214V213H235ZM2 215H4V214H2ZM76 215V214H75ZM123 215H125V214H123ZM156 215V214H155ZM183 215V214H182ZM211 215V214H210ZM217 215V214H216ZM220 215V214H219ZM223 215V214H222ZM240 215H241V213H240ZM1 216V215H0ZM7 216V215H6ZM86 216H88L89 217V214L87 215L86 214ZM85 216V219L84 220H86L87 221V219H88V217H86ZM91 216V215H90ZM94 216V215H93ZM101 216H102V218H101ZM117 216H119L120 217V215H117ZM151 216H153L154 217V214L152 215L151 214ZM159 215H158V213H157V216H155V217H157V218H159L158 217ZM161 216V215H160ZM163 216V215H162ZM162 216H161V219L163 220L164 219V217L162 218ZM224 216V215H223ZM232 216V215H231ZM9 217V216H8ZM22 217V216H21ZM32 217V216H31ZM81 216H79V218H80ZM150 217V216H149ZM217 217V216H216ZM227 217V216H226ZM77 218H78V216H77ZM78 218V219H79ZM93 218H95V217H93ZM97 218V217H96ZM110 217H108V219H109ZM112 218V217H111ZM110 218V219H111ZM124 219V217H121V219ZM135 218V217H134ZM133 218V219H134ZM195 218H197V217H195ZM204 218H206L205 216H204ZM229 218V217H228ZM247 218H250V217H247ZM4 219H5V217H4ZM10 219V218H9ZM22 219V218H21ZM81 219V218H80ZM90 219H92V218H90ZM99 219V220H100ZM104 219V220H105ZM115 219H116V217H115ZM125 219H128L127 217L125 218ZM154 219V218H153ZM160 219V218H159ZM198 219V218H197ZM221 219V218H220ZM7 220H8V218H7ZM94 220V219H93ZM99 220H97L99 223H102V221L100 222ZM207 220V219H206ZM218 220V219H217ZM232 220V219H231ZM33 221V220H32ZM85 221V222H86ZM90 221V220H89ZM107 221V220H106ZM114 221V220H113ZM119 221V220H118ZM118 221H116V222H118ZM126 220H124L123 222H125ZM153 221H155V219L153 220ZM157 221H159V220H157ZM201 221V220H200ZM229 221V220H228ZM256 221V222H257ZM28 222V221H27ZM40 222V221H39ZM85 222H82V223H84L85 224ZM92 222V221H91ZM94 222V221H93ZM97 222V223H98ZM122 222V221H121ZM156 222V221H155ZM160 222V221H159ZM216 222V221H215ZM226 222H227V220H226ZM245 222V221H244ZM252 222V224H253V222L254 221H251ZM5 223V222H4ZM81 223V222H80ZM81 223V224H82ZM95 223V222H94ZM111 223V222H110ZM133 223V222H132ZM174 223V222H173ZM260 223H259V225H260ZM26 224V223H25ZM79 224V223H78ZM84 224H83V226H84ZM88 224V223H87ZM113 224H114V222H113ZM125 224V223H124ZM175 225H176V227L178 226L177 224H176V222L174 223ZM90 224H88V226H89ZM93 225V224H92ZM102 225V224H101ZM101 225H97V226H101ZM105 225V224H104ZM115 225V224H114ZM117 225V224H116ZM115 225V226H116ZM185 225V224H184ZM239 225H242V224H239ZM244 225V224H243ZM258 225V226H259ZM260 225V226H261ZM44 226V225H43ZM85 226H86V224H85ZM105 226H107V225H105ZM114 226V227H115ZM129 226H130V224H129ZM154 226V225H153ZM182 226V225H181ZM248 226V225H247ZM252 226V225H251ZM250 226V227H251ZM78 227V226H77ZM92 227V226H91ZM109 227V226H108ZM144 227H146V229H149L150 230V228L152 227V225L151 224H147L146 226H144ZM143 227V228H144ZM170 227H172V225H170ZM180 227V226H179ZM182 227H184V226H182ZM250 227H248V228H250ZM41 228V227H40ZM82 228V227H81ZM84 229H85V227H83ZM86 228H87V226H86ZM100 228H102V227H100ZM241 228V227H240ZM246 228V227H245ZM107 229V228H106ZM106 229H103L104 230V232H106L107 230ZM175 229V228H174ZM251 229H252V227H251ZM255 229H257V228H255L254 227V231H255ZM47 230H49V229H47ZM53 230V229H52ZM85 230H88V229H85ZM92 230V229H91ZM140 230V229H139ZM211 230V229H210ZM241 230H242V232H245L246 234H247V236H250L251 234L253 235L254 233L252 232V230H245L243 227L241 228ZM259 230V229H258ZM2 231V230H1ZM76 231V230H75ZM130 231V230H129ZM50 232V231H49ZM59 232V231H58ZM87 232V231H86ZM101 232V231H100ZM134 232V231H133ZM137 232V231H136ZM139 232V231H138ZM155 232V231H154ZM241 232V231H240ZM241 232V233H242ZM78 233V232H77ZM74 234V236L77 238V236L78 237H80V235L79 234ZM85 233V232H84ZM127 235V233H126V230H124L123 228H121V227H119L118 225L115 227V228H113V226H110L109 227V230H108V232H106V234L104 235V237H102V239H104L101 243H99V244H95L96 246L95 247H92L93 249H94V252L92 253V255L90 256L89 254V252H85V249H84V251L82 252V253H80V255H81V259H86L87 261V264H100L102 261H103V263H104V260L105 259H107V258H109L108 257V255H111L112 254V252H114L115 250H123L125 247H124V243H123V241H122V238H123V235H125V234ZM55 234V233H54ZM71 234V233H70ZM86 234H88V233H86ZM86 234L85 235H83L84 237V239H83V241L85 240V239H87V237H86ZM90 234H92V233H90ZM98 234V233H97ZM133 233H131V235H132ZM135 234V233H134ZM139 235H140V232L138 233ZM189 234V233H188ZM198 234H199V232H198ZM246 234H244V236L246 235ZM3 235V234H2ZM58 235H60L59 233H58ZM63 235V234H62ZM129 235V234H128ZM138 235V236H139ZM143 235V234H142ZM241 235V234H240ZM73 236V237H74ZM87 236H89V234L87 235ZM103 236V235H102ZM135 236V235H134ZM137 236V237H138ZM141 236V235H140ZM172 236V235H171ZM190 236H191V234H190ZM228 236V235H227ZM235 236V235H234ZM233 236V237H234ZM237 236V235H236ZM236 236H235V239L232 237V239H234V240H231L232 242L233 241H235L236 240ZM246 236V237H247ZM65 237H67V236H65ZM75 237L74 238H72V239H74L75 240ZM101 237V236H100ZM126 237V236H125ZM129 237V236H128ZM132 237V236H131ZM243 237V236H242ZM67 238H69V237H67ZM92 238V237H91ZM94 238H95V236H94ZM98 238V237H97ZM130 238V237H129ZM133 238H135V237H133ZM142 238V240H144V237L142 236V237H140L139 239H141ZM148 238V237H147ZM230 238V237H229ZM238 238L239 239H242L241 237H239V235H238ZM124 239V238H123ZM146 239V238H145ZM173 239V238H172ZM227 239V238H226ZM245 239V238H244ZM256 239V238H255ZM74 240H73V243H75L74 242ZM88 240H89V237H88V239L85 241V242H88ZM98 240H100V239H98ZM127 240V239H126ZM125 240V241H126ZM142 240H139V241H142ZM170 240V239H169ZM238 240V239H237ZM63 241V240H62ZM64 241H66V239L64 240ZM68 241H70V239L68 240ZM67 241V242H68ZM92 241H93V239H92ZM91 241V242H92ZM139 241H138V243H139ZM147 241V240H146ZM46 242V241H45ZM82 242V241H81ZM84 242V243H85ZM95 243L96 242H98L97 240H95L94 241ZM128 242H129V240H128ZM143 242V241H142ZM152 242H154L153 241V239H152ZM168 243H167V245L169 244V241H167ZM173 242V241H172ZM171 242V243H172ZM181 242V241H180ZM238 242V241H237ZM240 242H241V240H240ZM53 243V242H52ZM59 243V242H58ZM64 243V242H63ZM72 243V242H71ZM70 243V244H71ZM89 243V242H88ZM165 243V242H164ZM244 243V242H243ZM47 244V243H46ZM66 244V243H65ZM65 244H64V246H65ZM69 244V243H68ZM68 244L66 245L67 247H68ZM89 244H92V243H89ZM130 244V243H129ZM133 244V243H132ZM140 244V243H139ZM145 244V248H147L148 246H147V244H146V242L144 243ZM239 244V243H238ZM242 244V243H241ZM248 244V243H247ZM48 245V244H47ZM142 245H143V243H142ZM166 245V244H165ZM233 245V244H232ZM236 245V244H235ZM234 245V246H235ZM243 245V244H242ZM19 246H21V245H19ZM49 246V245H48ZM52 247H55L56 245H51ZM62 246V245H61ZM72 246V245H71ZM86 246H88V245H86ZM92 246V245H91ZM94 246V245H93ZM128 246V245H127ZM126 246V247H127ZM140 246V245H139ZM171 246V245H170ZM238 246H240V244L238 245ZM253 246V245H252ZM132 247V246H131ZM230 247V246H229ZM236 247V246H235ZM246 247V246H245ZM251 246H249L248 248H250ZM26 248V247H25ZM39 248V247H38ZM56 248V247H55ZM63 247H61V249H62ZM89 248H91L90 246H89ZM91 248V249H92ZM138 248H140V247H138ZM144 248V247H143ZM152 248V247H151ZM168 248H169V246H168ZM185 248V247H184ZM238 248V247H237ZM244 248V247H243ZM242 248V249H243ZM248 248H247V250H248ZM253 249H252V251H250V252H252L251 253V255L253 254L254 256L255 255H258L259 256V258L261 259V260H264V248H261V247H252ZM24 249V248H23ZM60 249V250H61ZM83 249H81V250H83ZM91 249L90 250H88V251H91ZM92 249V250H93ZM128 249H130V248H128ZM52 250H56V249H54V248H52ZM59 250V251H60ZM72 250H73V248H72ZM80 250V249H79ZM134 250H135V248H134ZM142 250V249H141ZM140 250V251H141ZM231 250V249H230ZM229 250V251H230ZM234 248H233V250H231L232 252H234ZM237 250V249H236ZM26 251H28V249L26 250ZM87 251V250H86ZM129 251H132V250H129ZM143 251V250H142ZM147 251V250H146ZM243 251V250H242ZM242 251H241V253H242ZM3 252H4V250H3ZM39 252V251H38ZM53 252V251H52ZM64 252H65V256H67V254L68 253H71V250H70V248L68 247L66 250H63V254H64ZM75 252V251H74ZM92 252V251H91ZM116 252V251H115ZM125 252H126V250H125ZM134 251H132V253H133ZM136 252V251H135ZM138 252V251H137ZM151 252V251H150ZM164 252V251H163ZM232 252H231V254H232ZM240 252V251H239ZM245 252V251H244ZM249 252V251H248ZM60 253H61V255H62V251H60ZM121 253H123V252H121ZM129 253V252H128ZM128 253L126 254L127 256H128ZM131 253V254H132ZM162 253V252H161ZM160 253V254H161ZM220 253V252H219ZM229 253V252H228ZM245 253H247V252H245ZM76 254H77V252H76ZM125 254V253H124ZM130 254V253H129ZM144 254H146V253H144ZM159 254V255H160ZM165 254V253H164ZM231 254H229V255H231ZM17 255V254H16ZM79 255V254H78ZM114 255H115V253H114ZM122 255V254H121ZM126 255H125V257H126ZM133 255V254H132ZM138 255V254H137ZM163 255V254H162ZM162 255H161V257H162ZM221 255V254H220ZM219 255V256H220ZM233 255V254H232ZM250 255V254H249ZM52 256V255H51ZM50 256V257H51ZM113 256V255H112ZM136 256V255H135ZM167 256V255H166ZM254 256H252V257H254ZM258 256H256V257H258ZM8 257V256H7ZM45 257V256H44ZM53 257V256H52ZM64 257V256H63ZM62 257V258H63ZM78 257H80V256H78ZM120 257V256H119ZM122 257V259L124 258V256H121ZM149 257V256H148ZM251 257V256H250ZM18 258V257H17ZM54 258H56V260H57V257L55 256ZM53 258V259H54ZM61 258V259H62ZM66 259L67 258H70V257H65ZM113 258V257H112ZM137 258V257H136ZM167 258V257H166ZM221 258V257H220ZM64 259V258H63ZM110 259V258H109ZM117 259V258H116ZM115 259V260H116ZM120 259V258H119ZM118 259V260H119ZM12 260H14V259H12ZM21 260V259H20ZM68 260V259H67ZM70 260H71V258H70ZM111 260V259H110ZM135 260H138V258L137 259H135ZM155 260H156V257H155ZM218 260V259H217ZM221 260V259H220ZM259 260V259H258ZM257 260V261H258ZM1 261H3V259L1 258ZM49 261V260H48ZM61 261H63V260H61ZM65 261V260H64ZM76 261V263H77V260H75ZM108 261V259L106 260V262ZM159 261V260H158ZM162 261V260H161ZM219 261V260H218ZM9 262V261H8ZM56 262H58V261H56ZM81 262H83V261H81ZM80 262V263H81ZM111 262H112V260H111ZM116 262V261H115ZM259 262H260V260H259ZM264 262V261H263ZM2 263H6V262H2ZM11 263V262H10ZM64 263V262H63ZM70 263V262H69ZM68 263V264H69ZM72 263V262H71ZM102 263V264H103ZM107 263H109V262H107ZM124 263H125V259H124ZM123 262H121L120 261V263L119 264H124ZM257 263V262H256ZM262 263V262H261ZM13 264V263H12ZM59 264V263H58ZM116 264V263H115ZM127 264H129L128 262H127ZM212 264V263H211ZM260 264V263H259Z\"/></svg>",
  "mask_w": 264,
  "mask_h": 264
},
{
  "label": "water",
  "instance_id": "obj_3",
  "mask_svg": "<svg viewBox=\"0 0 264 264\" xmlns=\"http://www.w3.org/2000/svg\"><path fill=\"white\" fill-rule=\"evenodd\" d=\"M160 2L167 10L157 41L151 37L150 43L163 67L189 66L195 82L221 83L264 100V25L257 23L264 17V0H223L236 32H220L194 17L182 23L187 13L180 5L187 0ZM157 12L162 13L160 6Z\"/></svg>",
  "mask_w": 264,
  "mask_h": 264
},
{
  "label": "snow or ice",
  "instance_id": "obj_4",
  "mask_svg": "<svg viewBox=\"0 0 264 264\" xmlns=\"http://www.w3.org/2000/svg\"><path fill=\"white\" fill-rule=\"evenodd\" d=\"M180 7L185 8L187 13L182 23H187L189 18L194 17L197 23L215 27L220 32L225 30L236 32L238 30L228 18L223 0H187V3ZM257 23L264 25V17H261ZM241 38H246L243 33ZM193 66L195 67V65Z\"/></svg>",
  "mask_w": 264,
  "mask_h": 264
}]
</instances>
